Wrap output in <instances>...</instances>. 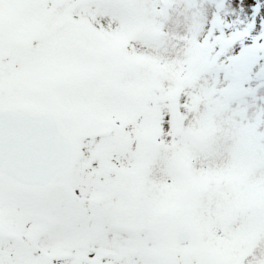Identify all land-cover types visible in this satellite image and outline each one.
Returning a JSON list of instances; mask_svg holds the SVG:
<instances>
[{"label":"snow or ice","instance_id":"snow-or-ice-1","mask_svg":"<svg viewBox=\"0 0 264 264\" xmlns=\"http://www.w3.org/2000/svg\"><path fill=\"white\" fill-rule=\"evenodd\" d=\"M0 264H264V0H0Z\"/></svg>","mask_w":264,"mask_h":264}]
</instances>
